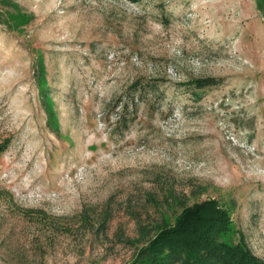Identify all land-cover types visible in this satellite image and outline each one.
Here are the masks:
<instances>
[{
    "label": "rangeland",
    "instance_id": "obj_1",
    "mask_svg": "<svg viewBox=\"0 0 264 264\" xmlns=\"http://www.w3.org/2000/svg\"><path fill=\"white\" fill-rule=\"evenodd\" d=\"M210 196L264 260L254 0H0V264H130Z\"/></svg>",
    "mask_w": 264,
    "mask_h": 264
},
{
    "label": "trees",
    "instance_id": "obj_2",
    "mask_svg": "<svg viewBox=\"0 0 264 264\" xmlns=\"http://www.w3.org/2000/svg\"><path fill=\"white\" fill-rule=\"evenodd\" d=\"M254 1L264 21V0ZM189 82L203 87L218 81L214 76H205ZM179 203L178 212L171 217L163 215L154 225L152 235L137 247L130 264H264L217 197ZM145 232L140 229L141 235L146 236Z\"/></svg>",
    "mask_w": 264,
    "mask_h": 264
}]
</instances>
